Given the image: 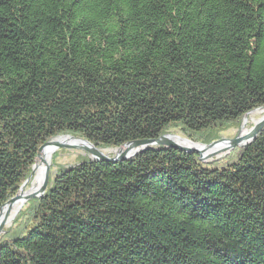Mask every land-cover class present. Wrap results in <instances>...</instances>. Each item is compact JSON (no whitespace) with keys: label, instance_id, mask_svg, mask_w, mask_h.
Instances as JSON below:
<instances>
[{"label":"trees","instance_id":"16d2710c","mask_svg":"<svg viewBox=\"0 0 264 264\" xmlns=\"http://www.w3.org/2000/svg\"><path fill=\"white\" fill-rule=\"evenodd\" d=\"M261 109L264 0H0V208L59 136L209 144ZM0 264H264V129L209 163L152 147L59 167Z\"/></svg>","mask_w":264,"mask_h":264},{"label":"water","instance_id":"95a60500","mask_svg":"<svg viewBox=\"0 0 264 264\" xmlns=\"http://www.w3.org/2000/svg\"><path fill=\"white\" fill-rule=\"evenodd\" d=\"M255 111H257V110H255ZM255 111H253V112H255ZM263 129H264V116L254 124V126L250 129V131L248 132L247 135L241 136V134H240L232 140H222L221 139V140L215 141V142H213L209 145H206V146L195 144V143H192L191 141H188V140H184V139L183 140L185 142L189 143L190 145H195V146L199 145V146H201L203 148H207V149L212 148V147H214L220 143H227L228 147L224 152H228V151H231V150H234L237 148L238 149L246 148L255 140L256 136ZM170 137L178 138L177 136L166 135V136L160 137L157 140H141V141H134V142L127 143V144L123 145L121 148L117 149L116 154L112 158H110L109 155H106L103 153L105 150H100L85 140L77 139V138H73V137H69V138H71L73 140L80 141L81 143L84 144V146H69V145L59 144V145H56V150L57 149H68V148L69 149H78V150H81V151L87 153L89 155V159L92 161H95V162H114V163L115 162H124L126 160L131 159V158H135L139 153L143 152L144 150H146L148 148H152V147H162L165 149H167V148L168 149H176V150L184 152V153L196 154L198 156V160L200 162H204V163L206 162L207 159L217 157V155H218V154H212L209 156L202 157L200 152L195 150V149L180 147V146L176 145L175 143L171 142L169 140ZM52 141L53 140L45 143L43 146H41L38 149L35 164L32 167V172H31L29 178L19 188L17 194L0 208V211L3 207H6V206L13 204L14 202L22 199V204L20 207V209H21L30 200L39 199L46 193L48 183H49L50 165L48 163H46L45 161L41 160V163H43L45 165L43 175H42L41 186L39 187L37 192H35L34 194H30V195L25 196L23 198H22V196H20V192L26 188V186L28 185V183L32 180V178L34 176V170H35V166L37 164V161L39 160L40 151L43 148H45L46 146L50 145L52 143ZM123 148L125 150L120 151ZM20 209L16 212V214L20 211ZM8 226H9V224H7V222H5V221L0 223V235L3 233L4 229L7 228Z\"/></svg>","mask_w":264,"mask_h":264},{"label":"bare ground","instance_id":"6f19581e","mask_svg":"<svg viewBox=\"0 0 264 264\" xmlns=\"http://www.w3.org/2000/svg\"><path fill=\"white\" fill-rule=\"evenodd\" d=\"M258 112L261 113L263 111H257V112H255V114ZM253 122H256V121H253ZM246 123H247V119L245 118L244 119V125ZM247 134H248V131L244 130L242 132L241 136H245ZM169 140L171 142L175 143L176 145L180 146V147L192 148V149L199 151L202 157L209 156L212 154H221L228 147L227 143H220V144H218L212 148L207 149V148H203L199 145H196V146L190 145L189 143L185 142L184 140H182L180 138H176V137H170ZM59 144L69 145V146H84V144L81 143L80 141L73 140L69 137H60V138L54 139L50 145L43 148L39 153V160L37 161L39 164H36V166H35V170H34L35 175H34V178H32L33 180L30 184V188L29 189H23L20 192V196H22V198L37 192V190L41 186L42 175H43V171H44V167H45V165L43 163H41V160L45 161L46 163H48L50 165L52 155L56 151V145H59ZM123 150H125V149L123 148L120 151H123ZM21 204H22V199L14 202L13 204H10L6 207H3L0 211V223L5 221V222H7V224H10L13 217L15 216L16 212L20 209Z\"/></svg>","mask_w":264,"mask_h":264},{"label":"rangeland","instance_id":"374dc122","mask_svg":"<svg viewBox=\"0 0 264 264\" xmlns=\"http://www.w3.org/2000/svg\"><path fill=\"white\" fill-rule=\"evenodd\" d=\"M257 111H263V112H261V113L258 112V113L255 114V112H257ZM257 111L249 113L245 117L247 119V123L245 125H244V119H245L244 118L242 120V122L240 123V126L237 129L228 128V129H225V130L221 131L220 132V138L218 140H221V139L222 140H232L236 136L242 134V132L244 130H247L249 132L250 129L254 126V124L257 121H259L264 116V109L257 110ZM253 121H256V122H253ZM171 135L177 136L178 138H180L182 140L183 139L184 140H188L186 137L181 136L179 134H171ZM60 137H72V136H64V135H62V136H59L58 138H60ZM218 140H216V141H218ZM188 141H190V140H188ZM213 142H215V141H213ZM213 142H211V143H213ZM192 143H194V142H192ZM211 143H209V144H211ZM195 144L204 145V146L209 145V144H205V143H202V142H197ZM116 150H105L103 153L113 157L116 154V152H117ZM232 151L233 150L218 154L217 157H214V158H211V159H207L205 163H209L212 160H219V159L225 157L226 155H228L229 153H231ZM89 160H90L89 159V155L87 153L81 151V150L69 149V148L68 149H57L53 153L51 161H50V171H49V182H50V184L55 179L56 174H57V169L59 167L68 168V167H71V166H75V165L81 164L83 162H87ZM37 164H39V163L37 162ZM33 178H34V176H33ZM32 180L28 183V185L26 186L25 189H29L30 188V184H31ZM19 212L17 214H15L13 219L16 218V216L19 214ZM13 219H12L11 223L9 224V226L7 228H9L11 226V224L13 222Z\"/></svg>","mask_w":264,"mask_h":264}]
</instances>
